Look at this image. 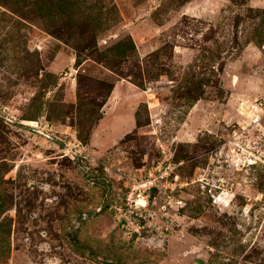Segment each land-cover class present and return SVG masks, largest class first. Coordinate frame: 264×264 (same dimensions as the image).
I'll use <instances>...</instances> for the list:
<instances>
[{"label": "rangeland", "instance_id": "1", "mask_svg": "<svg viewBox=\"0 0 264 264\" xmlns=\"http://www.w3.org/2000/svg\"><path fill=\"white\" fill-rule=\"evenodd\" d=\"M0 264H264V0H0Z\"/></svg>", "mask_w": 264, "mask_h": 264}, {"label": "built area", "instance_id": "2", "mask_svg": "<svg viewBox=\"0 0 264 264\" xmlns=\"http://www.w3.org/2000/svg\"><path fill=\"white\" fill-rule=\"evenodd\" d=\"M259 120H260V117L254 114V116L251 118V123L253 124L257 123L259 122ZM167 167L170 168L169 173H167L166 170H164L165 172L162 171L161 168H157L155 169V171L149 170L145 176V179L140 180V182L133 184L134 186L133 185L132 186L134 188L132 187V189L134 190L132 192L129 191L126 193V199H128L127 202L129 201L131 203L132 201H134L133 200L134 198L132 199V196L134 195H136V197L138 198L137 200L140 201L141 199L139 198H143V196H146V194L148 195L150 190H152L153 188L155 187L158 188L159 186L166 187L167 183L172 184L171 182L172 179L170 176H168V174L172 173L176 166L174 164L169 163ZM162 168H163V165H162ZM164 168H166V165L164 166ZM172 178L177 179V176H174ZM143 204H145V202ZM139 206H141V204Z\"/></svg>", "mask_w": 264, "mask_h": 264}, {"label": "bare ground", "instance_id": "3", "mask_svg": "<svg viewBox=\"0 0 264 264\" xmlns=\"http://www.w3.org/2000/svg\"><path fill=\"white\" fill-rule=\"evenodd\" d=\"M241 108L245 114H251L252 117L254 116L253 112L257 110V107L253 105L250 101L243 102L240 109ZM140 203H143V201L141 200Z\"/></svg>", "mask_w": 264, "mask_h": 264}]
</instances>
